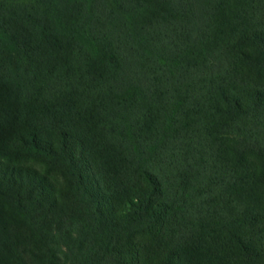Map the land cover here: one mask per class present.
I'll list each match as a JSON object with an SVG mask.
<instances>
[{
  "label": "trees",
  "instance_id": "trees-1",
  "mask_svg": "<svg viewBox=\"0 0 264 264\" xmlns=\"http://www.w3.org/2000/svg\"><path fill=\"white\" fill-rule=\"evenodd\" d=\"M2 226L39 264H264V0H0Z\"/></svg>",
  "mask_w": 264,
  "mask_h": 264
},
{
  "label": "rangeland",
  "instance_id": "rangeland-1",
  "mask_svg": "<svg viewBox=\"0 0 264 264\" xmlns=\"http://www.w3.org/2000/svg\"><path fill=\"white\" fill-rule=\"evenodd\" d=\"M18 229H20L18 232L21 234L23 233L25 230L22 229V227H18ZM21 230L23 232H21ZM3 231V232H1ZM4 231H7L6 235L3 234ZM0 235H4L6 238L5 241V245L8 246V248L10 249V252L12 253V257L16 256V254H14L15 250H19L21 252L20 256H16V260L20 263V264H39V260L37 258H35V256L32 253H28L27 249L30 250L28 248V245L24 242V239H17V232L14 231L13 229L7 228L5 226H2L0 228ZM25 237H26V230H25Z\"/></svg>",
  "mask_w": 264,
  "mask_h": 264
}]
</instances>
